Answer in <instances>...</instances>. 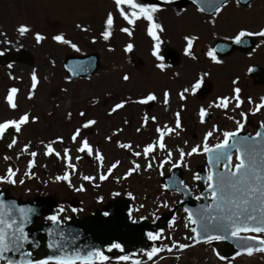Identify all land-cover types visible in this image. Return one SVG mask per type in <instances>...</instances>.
Masks as SVG:
<instances>
[{
	"label": "rangeland",
	"instance_id": "1",
	"mask_svg": "<svg viewBox=\"0 0 264 264\" xmlns=\"http://www.w3.org/2000/svg\"><path fill=\"white\" fill-rule=\"evenodd\" d=\"M162 1L165 3L149 5L138 0L141 4L160 9L154 14L155 22L163 29L157 30L160 37V56L164 40L169 48L181 52L182 48L185 51L187 47V40L184 39L195 38L192 55L183 56L187 61L185 70L191 71L190 82L195 80L193 77L209 72L211 65H203L202 58L207 56V52H211L215 40L223 36L231 40L238 28L258 32L264 23V0L241 5L244 7L229 0L227 5L218 8L219 11L216 9L210 14L201 12L192 5L180 7L175 5L174 0ZM121 7L126 12L132 11L126 5ZM109 13L112 14L114 23L112 36L106 41L102 33L106 30ZM21 26L28 27L29 32L21 35L18 30ZM148 27L149 22L144 19L138 20L135 25H129L120 15L115 0H0V51L8 53L22 49L29 59L12 62L11 68L0 64V123L19 120L24 114H28L30 118V122L22 126L20 133L8 129L0 139V176H5L7 169L11 167L18 170L17 181H25L24 184L17 182L15 185L0 182V192L6 190L7 196L23 202L38 197L51 198L58 204L56 210L61 222L66 221L72 214L75 222L80 221L90 217L95 209L108 207L117 201L116 206L120 205L123 214L129 215V205L134 209L132 218L135 217L136 221L130 216V222L134 225L144 222L149 226L152 221L164 228L170 223L163 233L171 236L167 237V246L172 247V251H166L158 264H264L263 254L249 258L239 255L232 259H221V241L213 246L210 243L194 246L192 226L179 205L183 197L178 192H168L162 188L165 187L162 180L167 175L160 176L168 172L171 164H167L164 171L155 167L147 168L152 156L155 157V162H161L167 158V152L171 151L172 161L176 163L180 160V150L185 153L190 151L193 144L192 134L194 131L198 132L197 135L201 133V130H195L197 117L185 116L188 127L181 137L184 142L179 141L177 135L168 136L165 139L166 150L158 148L147 158L134 155L135 152L142 153L143 148L154 143L159 136L157 129H154L157 122L154 123L151 118L156 117V111L161 109L160 99L156 106L147 110L145 104L136 102L146 98L149 91L157 90L155 92L159 93L162 89V69L157 67L162 62L152 55L156 41L148 35ZM122 28H129L132 36L122 32ZM37 33L45 36V40L37 43ZM56 35H63L70 43L65 45L54 41L52 37ZM128 44L133 45L132 52L125 51ZM206 48L210 50L205 51ZM234 52L235 50L225 59L227 61L224 60L226 69L240 72L247 63L261 64L260 61H254L256 55L253 60L241 57L244 60L237 66L239 54H233ZM92 53L99 56V68L91 77L72 78L63 72L65 57ZM257 54L264 58V48ZM211 67L217 69L216 66ZM33 71L39 80L34 92L31 80ZM125 75L129 76L127 81L123 79ZM213 85L218 86L215 81ZM13 87L18 89L15 109L7 102V96ZM211 90H207L202 98L208 96ZM121 102H125V107L109 114ZM81 112L85 116L82 117ZM145 116L149 117L146 126ZM88 120H95L97 123L83 129L82 125ZM78 128L81 129V136L77 142H73L71 137ZM58 138H62L63 142H59ZM13 139L16 144L9 148ZM83 139L89 141L93 155L77 151ZM54 141L53 148L60 152L61 157L65 149L69 150L71 163L75 165L74 172L67 167L66 159L44 154L45 145ZM121 143L129 144L131 148L122 149L119 147ZM26 146L27 152L23 151ZM33 151L38 155L35 166L29 170L28 164L33 159L30 153ZM200 152L202 153V149ZM97 153L104 157L102 162L96 159ZM5 157L9 159L6 160ZM77 157L80 159L77 160ZM200 159L185 156L178 170L181 177L183 176L181 180L184 185H194L189 168L200 163ZM117 162L118 166L108 175V179L99 180V176L108 174L109 168ZM135 164H140V169L128 176L127 173ZM26 172H30V176L25 175ZM65 173L70 174L71 183L56 179ZM85 175L95 179L85 181ZM80 187L84 191L76 190ZM127 189L130 197H133L129 204L128 195L124 193ZM51 199L49 201L53 202ZM197 202H200L199 199ZM123 205L126 208H122ZM60 209L64 211L61 212ZM173 211L175 216L163 224L164 216ZM145 229L147 228H144V232ZM180 244L190 247L180 249ZM212 250L215 254H212Z\"/></svg>",
	"mask_w": 264,
	"mask_h": 264
},
{
	"label": "snow or ice",
	"instance_id": "2",
	"mask_svg": "<svg viewBox=\"0 0 264 264\" xmlns=\"http://www.w3.org/2000/svg\"><path fill=\"white\" fill-rule=\"evenodd\" d=\"M170 2V0H169ZM115 4L120 9V15L127 21L129 25H135L138 20L144 19L149 22L148 27V35L156 41L155 50L152 55L156 57L157 60L163 59L160 56V37L157 35V30L163 31L161 25L156 23L154 20V14L157 13L160 9L156 6H148L138 2V0H115ZM127 6L132 11L126 12L125 9L121 6ZM219 11V9H217ZM113 16L111 13L108 14L106 19V30L102 33L104 40H109L112 36V28H113ZM77 27H80L77 25ZM21 35H24L29 32V28L26 26H21L19 29ZM122 32L126 33L128 36H132V31L129 28H122ZM260 36L264 37V30L259 32H248V31H240L239 34L235 37V43L241 44L243 42V38L247 36ZM52 39L61 44H69L70 41L66 39L63 35H56L52 37ZM195 38H187V47L185 50V55H192L193 41ZM35 40L37 43L45 40V36L37 33L35 35ZM77 51L79 49L75 44L71 45ZM126 52L133 51V45L128 44L125 48ZM4 52L0 51V56H3ZM209 56L212 57L216 63H220L221 61L216 59L215 52H209ZM194 58V57H193ZM9 68L12 67L11 64L8 65ZM157 67L163 69L164 64H158ZM125 81L129 79L128 75L123 77ZM32 80V90L36 89L39 80L38 77L33 71L31 75ZM203 80L201 79L197 83H195L192 88V94L201 88ZM233 83H236L234 81ZM190 90L185 88L183 92L180 93V98L185 99V93H188ZM18 89L13 87L10 89V92L7 96V102L12 109L17 108V103L15 101L16 94ZM241 89L236 87L234 89V96L232 98L223 97L220 98L218 103L214 106L216 108H223L227 110L229 105L235 101V108H240L244 101L241 99ZM165 103H168L169 93L165 92ZM31 98V96L29 97ZM157 97L154 94H149L146 98L140 99L136 101L139 104H148L149 102L155 101ZM249 103H252L251 98L248 100ZM125 107V102L117 103L109 114L115 113L120 109ZM264 110V97H261V102L256 105L253 114ZM200 118L201 122H204V118L208 116V112L201 108L200 109ZM80 115L85 116L84 112H81ZM71 113H69V117ZM244 121L247 120V114L241 113ZM231 119V117H229ZM155 121V117L151 118ZM149 117L145 116L144 124L147 125ZM30 122V118L28 114H24L19 120H10L4 123H0V139L4 137V134L8 129H14L16 133H20L22 130V126L28 124ZM97 122L95 120H88L86 123L82 125L83 129H88L92 125H95ZM237 123V131L223 132V141L217 143L214 147H210L208 144V139L213 135L212 131H209L205 135V142L202 146V151L205 154H208L209 163L212 165V168L219 169V166L223 164V171H212L209 170L206 182L208 188V194L210 195L213 204L207 205L201 208L197 212L189 211L185 209L188 214V220L193 225H197V227H193L191 231L195 233L193 239L196 240V243L201 242V237L203 241L206 243H212L213 241L220 240H228L235 238L237 241L245 242L243 247V252H237V255L246 254L248 256H252L254 253H264V238H261L259 234H264V132L258 131L254 137H239V132L244 128V123L240 121H236ZM261 128H264V123L260 125ZM182 130L180 113H176L175 127L171 128L167 125L164 126L163 129L157 127V132L159 134L158 140L156 143L148 144L143 148V152H135V156L143 155L145 158L152 156V154L159 148L160 150H166L167 145L165 143V137L170 136L172 134L179 135V131ZM218 131V129H216ZM140 131V129H137ZM81 136V129H76L74 134L71 137L73 142H77L78 138ZM59 142H63L62 138H58ZM111 139V138H109ZM231 141V142H230ZM53 143H48L45 145L46 156L55 155L57 158L66 159L67 167L75 171V165L71 163L72 157L69 155V150L65 149L63 157H61L60 152L55 151L53 148ZM16 144V140L13 139L12 143L9 144V148ZM119 147L122 149H129L131 145L121 143ZM235 149L237 153L236 159L239 161L233 167L232 165V150ZM25 152L28 151V147L24 148ZM80 153H86L87 155H93V149L89 144L87 139H83L81 142V146L77 149ZM201 151L200 146L193 147L190 152L185 153L183 150H180V160L179 162L173 163L172 156L173 153L171 151L167 152V158L162 160L159 164V167L162 169L165 164H171L173 168L179 167L183 161L185 156H192L194 154H199ZM31 157L33 158L29 164L28 169L31 170L35 166V158L38 155L37 152H31ZM5 159H9V157H5ZM80 157H77L79 160ZM96 159L99 161H103L104 157L97 153ZM155 160V157L152 156V161ZM152 161L147 163V168L151 169L153 167ZM113 164L109 170L108 174H102L99 176L100 180H107L108 175L111 174L112 170L118 166ZM140 164H135L134 168H132L127 175L131 176L133 172H136L140 169ZM17 171L13 170V168L9 167L7 169V174L5 176H0V182L13 184L15 185L17 182L20 184H24L25 181L20 179L17 181ZM25 175L30 176V172H26ZM56 179L58 181H68L71 183V176L69 173H65L62 176H57ZM94 177L91 176H83V180L92 181ZM196 180H200L201 177L196 175L194 177ZM182 183V182H181ZM77 191H84L83 187L77 188ZM119 195V193H116ZM200 199V197H197ZM167 207V204L164 205ZM33 209L31 208H17L15 204L5 205L3 201H0V261L7 260V264H96V260L98 259L100 264H105L109 260V257L104 255L103 252L97 250L95 252H86L81 254L80 252H71L67 255H60L56 257H50L49 259L33 261L31 259H25L22 261H15L11 257H8L6 254L8 253H16L20 254L24 257H31V252H24L25 243H28V234L25 232V225L29 222L30 214L33 213ZM61 212L64 209H60ZM75 212L76 209H73ZM48 219L55 225L59 223V217L57 215L49 216ZM213 232H217L219 234H212ZM242 233H256L258 235H247L242 236ZM55 236L56 233H50ZM162 237V233L153 234L151 232L148 233V238L152 241L160 240ZM250 242V243H249ZM177 245H173L176 247ZM49 247L52 249H56L61 252H66L67 248L65 244L60 243L58 240H53L52 243L49 244ZM180 249H184L190 247V245L180 244L178 245ZM113 249H119L123 251L122 246L119 243H113L111 247L108 248V251L111 252ZM165 249L159 247H153L151 251L146 253L148 260H152L158 253L164 251ZM167 251L171 252L172 247L167 248ZM224 259V257H220ZM121 261H128L130 259L129 256L124 255L119 257ZM135 264H140V261H135Z\"/></svg>",
	"mask_w": 264,
	"mask_h": 264
},
{
	"label": "flooded vegetation",
	"instance_id": "3",
	"mask_svg": "<svg viewBox=\"0 0 264 264\" xmlns=\"http://www.w3.org/2000/svg\"><path fill=\"white\" fill-rule=\"evenodd\" d=\"M237 5H239L235 0H233ZM252 3H248L250 5ZM240 7H244L239 5ZM238 6H236L237 8ZM237 9H240L239 7ZM242 10V9H240ZM244 11V10H243ZM262 28L259 30H264V23L261 26ZM240 31H246V29L238 28L236 32V36L239 34ZM258 31V32H259ZM257 32V31H256ZM255 33V32H253ZM233 36L231 40H228L226 36H223L222 38H219L215 40L212 44L211 52H215L216 59L221 61L220 63H216L215 60L212 59L207 52V56L202 58V64L207 65L210 64L211 66H216L217 69H214L213 67L209 66V72H204L200 76L193 77L195 78L194 81L190 82L192 76L190 75L191 71L185 70V64L186 60H184L183 56L185 55L184 48L181 49V52H177V50H173L174 48H169L167 45L168 43L163 42L161 46V59L162 64H164V68L162 69V76L163 79H161L160 84L161 91L159 93L155 91H149L146 95L154 94L157 99L155 101L149 102L146 105V110L153 108L157 105V100L160 99L161 102V109L156 111V117L154 123L157 122V124L154 126V129L157 127L163 129L165 125L168 127L174 128L175 127V120H176V113H180L181 118V124H182V130L179 131L178 139L181 142H184V140L181 139L183 134L187 131V119L185 120V116L193 115L197 119L196 122V129L197 131L201 130V133L199 135L198 132H195L192 134L193 144L192 148L196 146H200L202 149V146L205 142V135L209 131L213 132V135L208 139V144L210 147H214L217 143H220L223 141V132L229 131L234 132L237 131V123L236 121H240L244 123V128L240 130L239 136L240 137H253L256 135L258 131L264 132V128H261L260 125L264 123V110H261L260 112H257L253 114L254 109L257 104L261 102V97H264V58L257 54V52L264 48V37L260 36H247L243 38V42L237 46L232 47L231 45H227L226 43H231L235 41V37ZM189 38V37H187ZM186 39H184L185 41ZM210 49H205V51H208ZM235 52L233 54H239L237 58V66H240L244 59L241 57H244L247 60H253V58L256 56L254 61H260L259 63H247L243 70L241 69L240 72L237 70L232 71V69H226L227 66L225 64V59L230 57L232 54V51ZM203 51V50H202ZM204 51V52H205ZM231 54V55H230ZM205 55V53H204ZM209 60V63L208 61ZM225 60V61H224ZM180 61V62H179ZM179 63V65H178ZM178 65V66H177ZM240 69V68H236ZM227 75V77H226ZM203 80L202 86L200 89H198L195 94H192L191 88L192 86L197 83L200 80ZM213 81L217 82L218 86L215 87L213 85ZM236 81V83H233ZM249 83V85H248ZM159 84V85H160ZM154 87V86H151ZM236 87H239L241 89V99L244 101V103L241 105L240 108H235V101L229 105V108L227 110L223 108H216L214 105L218 103L220 98L228 97L232 98L234 96V89ZM157 88V86L155 87ZM185 88H188L190 91L188 93H185V99L180 98V93L183 92ZM211 90V93L208 94L205 98H202L207 92V90ZM165 92L169 93L168 97V103H165ZM251 98L252 103H249L248 100ZM203 108L208 112V116L204 118V122H201L200 118V109ZM247 114V120L244 121L243 117L241 116V113ZM155 117V118H156ZM231 117V119L229 118ZM160 123V124H159ZM189 125V123H188ZM204 126H207V128H203ZM218 129V131L216 130ZM176 134H172L170 136H174ZM168 136L165 137V139ZM158 138L155 140L154 143H156ZM169 145V144H168ZM191 148V149H192ZM158 149V148H157ZM190 149V151H191ZM189 151V152H190ZM232 164L236 163V155L235 151L232 152ZM189 157H200L202 160L200 163L192 165L189 168V171L191 172V178H192V184L194 185H186L189 189V191L192 194V197L195 201H197V197H199V180L194 179L196 175L199 174V170H202L206 175L208 174L210 167L207 165L205 161V153L200 152L199 154H194ZM166 159V158H165ZM153 167H155L157 170L164 171V167L167 166V164L164 165V167L161 169L159 167V160L155 162V160L152 162ZM221 166V165H220ZM170 169L166 174H163L160 177H164L165 175H168L169 172H171L173 169H176L177 171L181 167L173 168L172 166L169 167ZM183 177V176H182ZM100 180V179H99ZM207 187V182L205 184V187ZM165 191V187H162ZM128 195L127 199L130 203V199L133 197H130V191L127 189L124 191ZM166 193V192H165ZM111 194V193H110ZM197 194V195H196ZM200 200V199H199ZM104 207L101 209H95L90 215H93L96 210L103 211ZM73 213V211H72ZM134 214V209L131 208L129 216ZM175 216V213L173 214ZM73 216V214L67 218V221L70 220ZM174 218V217H173ZM135 217L132 218L133 221ZM173 220V219H172ZM171 220V221H172ZM139 221V220H138ZM170 221V222H171ZM170 224V223H169ZM169 224L164 227L158 229L159 225H156L154 222L151 224L149 223V226L147 229H145L147 235L149 232L156 234V233H162V237L160 240L152 241L148 238L149 242L144 243L146 248H150L148 250H137L131 251L127 256L130 257L128 261H116L115 256H110L111 254H114L118 249H113L111 252L108 251V248L111 247L110 245L107 247L106 256L109 257V260L105 262V264H135V261H140V264H158L162 258H164V253H166L168 244H167V237L171 238V236H168L167 234H164L163 231L166 230V228L169 227ZM153 247H159L165 249L164 251L160 252L155 256L152 260H148L146 253L148 251H151ZM120 251V250H119ZM119 258V257H117ZM97 264H100L99 260L96 262ZM6 264V263H1ZM79 264V263H78Z\"/></svg>",
	"mask_w": 264,
	"mask_h": 264
},
{
	"label": "water",
	"instance_id": "4",
	"mask_svg": "<svg viewBox=\"0 0 264 264\" xmlns=\"http://www.w3.org/2000/svg\"><path fill=\"white\" fill-rule=\"evenodd\" d=\"M140 1L149 5L161 4L160 0ZM228 1L229 0H177L175 5L180 7L182 5H194L204 13L210 14ZM237 1L239 4L245 5L251 0ZM226 44L231 45L232 47L240 45L232 42ZM24 53L25 51L22 49L5 53L3 56H0V64L8 65L12 62L29 60L27 55ZM98 68L99 56L95 53L85 56L69 55L64 58L62 67L63 72L72 78L91 77ZM206 161L209 162L208 154H206ZM210 167L212 171H223V168H212L211 164ZM199 171L201 177L199 185L201 187L204 185L205 178L204 172L202 170ZM181 179L182 177L180 172L173 169L169 175L163 178L162 181L168 192L175 191L183 195V198L179 203L183 210L188 209L189 211L197 212L201 208L213 204V201L211 199L209 200L207 196L208 188L205 191L200 192V196L204 199V202H194L191 193L187 187L184 186ZM49 199L51 198L46 199L38 197L33 200L23 202L21 199H15L7 196V191L0 192V201H3L5 205L15 204L17 208H31L34 210L33 213L30 214L29 222L25 225V232L28 234L29 242L25 243L24 252H31V257H24L16 253L6 254L8 257H11L13 260L19 262L25 259H31L33 261L45 260L50 257L67 255L74 251L84 254L89 251L95 252L99 250L105 255L107 254L106 247L108 245H112L113 243H119L122 246L123 251H120L121 255L130 253L131 251L136 252L139 249H149L146 248L144 244L148 240L147 234L143 231L144 228H148V226L144 222H140L138 226L132 224L128 214H123L121 212L120 205L116 206V203H118L117 201H114L111 205L104 208L107 213L106 216H103L101 212L97 211L95 215L85 217L77 222H75V219L72 218L70 221H66L64 223L59 221L58 224L54 225L52 222L48 223L46 218L56 215V208L58 207V204L53 199H51L53 202L49 201ZM122 208H126V206L123 205ZM173 212L164 216V224L172 217ZM42 217H44L43 220H41ZM193 227H197V230L199 231L197 225H193ZM50 233H56L57 235L53 236ZM212 234L219 233L213 232ZM54 239L58 240L62 244H65L67 251L61 252L50 248L49 244L52 243ZM200 239L201 242H204L202 237ZM220 241L222 242V246L219 250L223 257L232 258L237 254V252L243 251L242 245L245 243L243 241H237L235 238ZM220 241H217L216 243ZM193 242H196V240L193 239ZM112 255L113 254L110 256ZM4 262L7 263V260H4Z\"/></svg>",
	"mask_w": 264,
	"mask_h": 264
}]
</instances>
